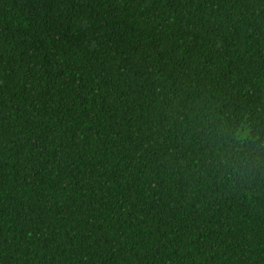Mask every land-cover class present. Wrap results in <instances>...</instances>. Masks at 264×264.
<instances>
[{"label": "trees", "instance_id": "16d2710c", "mask_svg": "<svg viewBox=\"0 0 264 264\" xmlns=\"http://www.w3.org/2000/svg\"><path fill=\"white\" fill-rule=\"evenodd\" d=\"M0 264H264V0H0Z\"/></svg>", "mask_w": 264, "mask_h": 264}]
</instances>
